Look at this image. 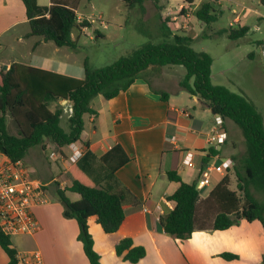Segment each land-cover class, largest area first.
Listing matches in <instances>:
<instances>
[{"label": "trees", "instance_id": "trees-1", "mask_svg": "<svg viewBox=\"0 0 264 264\" xmlns=\"http://www.w3.org/2000/svg\"><path fill=\"white\" fill-rule=\"evenodd\" d=\"M30 31L29 37L53 42L59 47L77 48L73 37L75 29L82 31L92 23L79 20L80 0H51L42 5L38 0H22ZM128 6H143L151 1L158 10L160 28L164 38L159 42L148 41L138 45L127 55L103 67L93 68L84 60V76L76 77L25 62H12L9 67L0 65V150L13 160H24L31 147L42 145L47 152L46 140L56 143L60 149L71 143L89 144L84 138L85 117H96L98 111L92 106L97 95L110 99L127 90L136 80L144 78L151 68L182 65L185 74L180 86L196 95L212 113L224 120L230 119L241 129L247 149L234 157L233 170L237 189L230 187V175L212 188L206 197L204 189L198 187V180L186 182L175 171L168 177L179 183L169 195L174 207L159 219L160 228L174 239H188L197 230L227 229L242 220H260L264 223V115L255 103L243 93L230 87L212 82L213 57L208 52H198L191 46L188 35L173 33L168 19L162 18L165 5L160 0H125ZM194 0H185L189 5ZM216 0H203L196 9L197 18L207 26L218 20ZM264 7V0H261ZM183 12L187 9L182 8ZM181 10V11H182ZM251 27L247 24L230 25L225 31L230 39L246 36ZM170 35L174 40H168ZM102 36V35H100ZM38 42V41H37ZM264 39L257 41L262 45ZM37 44V43H36ZM255 52L249 54L254 58ZM167 100L168 92L155 91ZM67 100L72 112L64 125ZM54 105V108H52ZM10 114L18 127V133H9L6 117ZM220 150L214 148V153ZM90 153L79 158L70 172L72 183L57 188L60 200L65 201L64 216L75 218L80 226L78 238L91 264H101L100 254L94 249V239L89 230L88 219L96 216L104 231L113 233L119 229L126 217L128 206L139 204L138 198L125 187L98 186L87 175ZM109 173L113 174L125 164L129 157L117 144L102 156ZM230 169H228L229 172ZM67 191L80 195L71 200ZM262 195V196H261ZM0 245L9 256L7 264H18V250L11 235L0 228ZM116 253L125 260L137 263L146 255L143 245H133L132 238L124 237L116 245ZM226 259L237 258L231 252L221 254ZM260 264H264V259Z\"/></svg>", "mask_w": 264, "mask_h": 264}, {"label": "crops", "instance_id": "crops-1", "mask_svg": "<svg viewBox=\"0 0 264 264\" xmlns=\"http://www.w3.org/2000/svg\"><path fill=\"white\" fill-rule=\"evenodd\" d=\"M46 1L38 0L42 5L51 4V0ZM170 1L168 0L163 11L165 14H178L186 5L184 0L178 8H168ZM194 2L195 0L193 4ZM258 2L261 4V0ZM79 6L77 12L81 21L83 19ZM256 11L264 19L263 12L258 9ZM242 14L243 12L237 15L240 20L238 24ZM29 31L24 2L0 0V65L9 67L12 62H25L82 77L81 74L71 72L73 65L69 61L45 57L51 42L27 36ZM58 47L53 50L59 52ZM259 56L263 59L261 52ZM219 70H214L212 66V76ZM150 75L139 78L127 90L113 98L106 99L100 94L103 99H99L97 107L92 100V106L98 114L96 117H85L84 134L86 133L85 139L89 144L77 143L82 149V156L94 153V160L87 163V175L91 180L98 186H125L139 200V204L127 207L124 221L113 233L105 232L96 216L89 217V230L94 239V249L100 254L101 264H260L264 259V223L258 219H244L239 224L222 230H197L188 239H174L160 228V217L174 207L168 197L179 186V183L168 177V171H177L186 182L209 177L210 183L203 188L202 194V197H206L228 173L231 187L235 174L233 167L225 173H220L213 167L224 159L234 160L241 149L232 140L230 119L223 122L228 134L226 141L222 144L210 141L209 137L214 133L219 116L212 113L208 121L198 116L197 112L199 114L211 110L196 95L180 86L181 78L178 87L173 88L171 93L167 91V100H163L155 91H166L169 85L165 84L169 78L163 80L159 71L151 70ZM179 101H185V104L181 105ZM67 106L64 111L69 117L72 107L68 103ZM117 144L123 148L129 160L110 174L102 156ZM53 145L58 148L57 156L53 158L56 161V172L43 160L39 148L32 153L37 169L36 178L46 184V201L33 209L38 221L37 230L34 233L16 235L21 248L14 245L19 253L40 250L45 264H91L83 243L78 238L79 223L75 218L64 216V204L57 194V188L64 189L73 180L70 172L74 164L71 160L72 148L68 145L71 149L68 153L65 150L68 146L60 149L52 142L50 146L47 145L50 152L54 151ZM214 148L220 152L215 154ZM47 158L53 160L49 158V154ZM187 159L189 160L186 161ZM24 161L26 162V157ZM51 184L54 185L52 194ZM67 195L71 200L80 198L73 191H67ZM124 237L132 238L133 245L145 246L146 255L137 263L125 260L116 253V245ZM223 252L235 253L238 257L226 259L221 255ZM8 261V254L0 245V264H7Z\"/></svg>", "mask_w": 264, "mask_h": 264}, {"label": "rangeland", "instance_id": "rangeland-1", "mask_svg": "<svg viewBox=\"0 0 264 264\" xmlns=\"http://www.w3.org/2000/svg\"><path fill=\"white\" fill-rule=\"evenodd\" d=\"M184 0H171L169 7L178 8ZM203 0H195V4L183 6L187 9L178 14L163 13L167 7L168 0H160V4L165 7L161 12L162 18L168 19V25L172 28L173 33L183 36H190L191 46L198 52H208L213 57L214 70H218L214 76L211 74L212 82L230 87L232 90L243 93L250 98L258 109L264 115V62L260 58V45L257 41L264 39V19L256 9L261 10L264 15V7L259 4V0H216L215 6L219 14L218 20L207 26L196 16V9ZM40 2H47L40 0ZM239 24H247L251 27L249 33L239 39H230L227 34L220 30H226L231 23L237 26L240 20L237 15L242 13ZM79 13L82 19L85 18L92 22L85 31L75 29L73 32L74 39H77V48H59L51 42L47 47L45 57L62 59L69 61L73 68V74L84 75V60L87 58L93 68L103 67L118 60L121 56L127 55L138 45L148 41L159 42L164 38L163 31L160 28V18L157 7L151 2H146L143 6H128L125 0H82L79 6ZM177 16V18H174ZM238 19L235 22L236 18ZM264 17V16H263ZM101 34L102 36H99ZM91 36L93 38H91ZM168 40H174L175 37L170 35ZM255 52L256 57L251 58L250 53ZM29 60L30 57H28ZM24 61L25 59H20ZM159 71L161 77L169 85L166 91L172 92L173 88L178 87V81L185 74V67L182 65L154 67L151 68L145 77H150V71ZM187 95L186 92H183ZM100 97V98H99ZM102 96L97 95L93 98L94 106H99V99ZM184 105L185 101H179ZM67 108V102H64ZM67 106V107H66ZM54 108V105H52ZM200 110V108H199ZM68 115V114H67ZM65 114L64 125L67 124ZM207 121L212 117L211 111L199 113ZM7 130L9 133H18V127L12 116L8 113L6 117ZM232 128V140L236 142L239 150L238 155L244 153L247 149L244 136L240 127L230 121ZM86 137V133L84 134ZM51 145L50 140L46 141ZM46 145V146H47ZM48 146V147H49ZM232 148L231 145L228 146ZM40 149L43 160L56 170V161L48 160L47 155L50 153L44 151L41 146L31 147L26 155V162L31 170L32 175L36 178L35 158L32 156L33 151ZM53 150L58 153L56 145L52 146ZM68 153L71 151L69 146L65 149ZM94 153L90 154L89 162L94 160ZM56 172V171H55ZM235 174L231 187L237 189ZM54 193V185H50V194ZM262 196V195H261ZM63 203V202H62ZM18 236H11L13 243L18 249L21 248L18 242Z\"/></svg>", "mask_w": 264, "mask_h": 264}, {"label": "built area", "instance_id": "built-area-1", "mask_svg": "<svg viewBox=\"0 0 264 264\" xmlns=\"http://www.w3.org/2000/svg\"><path fill=\"white\" fill-rule=\"evenodd\" d=\"M238 19H235V22ZM233 25V23H231ZM261 56L264 62V42L261 45ZM72 110V109H71ZM221 116L217 119L214 133L210 141L222 144L228 134L224 129ZM71 160L76 162L82 156V149L77 143H71ZM57 156L55 151L49 153L50 158ZM187 159L186 161H188ZM234 166V160L227 158L213 169L225 173ZM210 183L209 177L198 179V187L203 189ZM46 184L35 178L24 160H13L0 150V228L11 236L34 233L38 228V221L34 215V207L45 203ZM146 209V208H145ZM147 210V209H146ZM18 264H45L40 250L18 253Z\"/></svg>", "mask_w": 264, "mask_h": 264}, {"label": "water", "instance_id": "water-1", "mask_svg": "<svg viewBox=\"0 0 264 264\" xmlns=\"http://www.w3.org/2000/svg\"><path fill=\"white\" fill-rule=\"evenodd\" d=\"M64 102H67V100L65 99V100H63V104H64ZM63 202V204L65 205L66 204V202L65 201H62Z\"/></svg>", "mask_w": 264, "mask_h": 264}]
</instances>
